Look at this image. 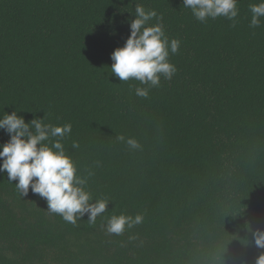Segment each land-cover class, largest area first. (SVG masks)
<instances>
[{
  "label": "trees",
  "instance_id": "trees-1",
  "mask_svg": "<svg viewBox=\"0 0 264 264\" xmlns=\"http://www.w3.org/2000/svg\"><path fill=\"white\" fill-rule=\"evenodd\" d=\"M259 2L238 0L232 27L197 21L182 0H0V118L70 123L66 154L93 200H110L95 224L86 214L72 225L0 174V264H255L264 252L253 235L264 231V17L250 28L248 6ZM137 4L181 42L169 56L176 74L147 98L110 68ZM9 139L0 130V144ZM120 214L144 219L106 233Z\"/></svg>",
  "mask_w": 264,
  "mask_h": 264
},
{
  "label": "clouds",
  "instance_id": "clouds-1",
  "mask_svg": "<svg viewBox=\"0 0 264 264\" xmlns=\"http://www.w3.org/2000/svg\"><path fill=\"white\" fill-rule=\"evenodd\" d=\"M184 8L191 10L199 22L224 17L235 27L240 9L238 0H182ZM250 28L261 26L264 17V0L250 3ZM135 19L130 20V36L123 47L116 48L111 54V73L121 82L134 79L144 87H136L135 94L147 98L152 88H158L161 77L171 80L177 72V67L170 62L169 56L176 54L181 42L166 35L162 16L155 10H146L144 6H135ZM155 19L157 23L151 24ZM130 87H132L130 85ZM0 130H4L10 139L0 144V174L7 173L9 182L16 185L22 197L28 195L29 189L47 202L50 213L60 215L63 220L72 225L87 214V221L95 224L98 216L107 212L109 199L93 200L92 194L86 190L87 177L78 174L76 163L66 154L62 143L71 133V124L53 126L44 122L43 118L34 117L26 122L17 111L6 113L0 118ZM130 150L141 148L133 137L124 135L116 137ZM73 148H79L73 142ZM93 173L89 172L91 176ZM141 214L112 215L107 219L104 230L108 234L122 235L126 230L133 229L143 222ZM257 248L264 249V231L253 233ZM242 264H247L246 261ZM255 264H264V252L256 258Z\"/></svg>",
  "mask_w": 264,
  "mask_h": 264
}]
</instances>
